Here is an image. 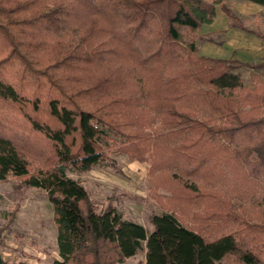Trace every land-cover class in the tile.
<instances>
[{"label": "trees", "instance_id": "obj_1", "mask_svg": "<svg viewBox=\"0 0 264 264\" xmlns=\"http://www.w3.org/2000/svg\"><path fill=\"white\" fill-rule=\"evenodd\" d=\"M226 1L0 0V180L50 192L53 264L144 244L145 264H264V59L197 43L217 4L235 17ZM110 151L150 163L151 231L70 176L115 167Z\"/></svg>", "mask_w": 264, "mask_h": 264}, {"label": "rangeland", "instance_id": "obj_2", "mask_svg": "<svg viewBox=\"0 0 264 264\" xmlns=\"http://www.w3.org/2000/svg\"><path fill=\"white\" fill-rule=\"evenodd\" d=\"M225 4L235 17L231 19L217 4L214 21L201 26L197 38L200 52L217 58L234 56L244 62L262 61L264 5L248 0H227ZM232 22H241L247 29L231 26ZM242 72L248 83L250 69ZM110 156L116 161L115 167L99 165L82 173L70 171V176L87 190L96 211L113 207L123 220L151 231V218L162 206L152 194L150 163L115 151H110ZM0 251L11 264H53L61 258L49 191L24 184L14 175L0 180ZM145 251L144 244L135 255L118 264H145Z\"/></svg>", "mask_w": 264, "mask_h": 264}]
</instances>
